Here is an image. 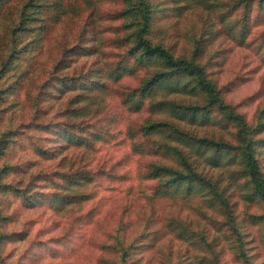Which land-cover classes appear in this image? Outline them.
<instances>
[{"label":"rangeland","instance_id":"obj_1","mask_svg":"<svg viewBox=\"0 0 264 264\" xmlns=\"http://www.w3.org/2000/svg\"><path fill=\"white\" fill-rule=\"evenodd\" d=\"M151 2L147 30L151 41L170 47L176 56L192 55L198 44L196 58L221 87L225 101L247 120L264 108V41L259 38L264 13L252 4L249 33L241 39L233 32L236 26H231L240 13L239 7L234 14L229 10L236 0ZM120 3L63 0V13L50 6L48 12L36 14L33 24L38 28L21 39L24 48L15 54L18 66L0 72V89L9 84L16 87L0 100V264H121V260L126 264H264L261 206L245 196L241 180L231 178L236 165L225 159L214 165L185 142L143 129L150 122L170 120L197 137L220 135L231 142L230 125L222 127L211 119L195 123L171 114L170 102L187 106L199 97L177 85L161 84L152 98L137 105L132 100L121 102L120 96L137 86L139 75L115 82L108 71V63L132 44L128 34L135 17L120 14ZM83 25V40L95 52L72 56L70 68L57 75L76 76L95 66L101 85L65 93L49 87L46 94H39L41 83L54 75L50 69L61 47L75 43ZM3 32L0 22V66L7 51ZM75 91L82 94L78 100L73 99ZM89 95L93 96L86 98ZM155 102L162 105L151 106ZM83 106L90 112L74 117L68 111ZM46 122L55 123L48 133L39 129ZM62 122L67 130L86 135L88 144L57 136L55 130ZM171 146L187 152L196 171L225 190L235 228L212 210L215 206L204 188L181 186L176 192L152 195L165 179H147L152 167L181 168L168 150ZM37 147L46 152L38 153ZM256 156L264 173V144ZM76 170L90 177L71 186L82 193V200L61 207L50 202L29 206L20 195L26 187L48 196L58 192L61 174ZM177 221L206 236L177 238ZM210 239L213 246L208 244ZM123 249L126 255L120 258Z\"/></svg>","mask_w":264,"mask_h":264},{"label":"trees","instance_id":"obj_2","mask_svg":"<svg viewBox=\"0 0 264 264\" xmlns=\"http://www.w3.org/2000/svg\"><path fill=\"white\" fill-rule=\"evenodd\" d=\"M252 4L257 7L258 11L264 13V0H236L235 4H232L229 8V10H232L231 13L234 12L236 7L240 8L238 10L240 13L231 21V26H236L233 32L241 39H245L249 33V15ZM50 6L56 12L63 13L64 11L63 0H0V22L4 27V36L7 37V51L1 59L0 72L7 68H16L18 66L14 61L18 60L15 54L24 48V45H20L21 39L29 35L32 29L38 28V26L33 24L36 14L48 12ZM120 7L122 9L120 14L130 13L135 17L134 27L128 34V37H132V44L108 63V71L112 74V78L116 80L115 82L120 81L126 75H139L137 86L123 93L122 97L120 96L121 102L125 103L132 100L137 102L136 105L140 104L143 100L152 98L154 91L161 84L177 85L183 90L187 89L190 93L198 95V99L191 105L181 106L170 102L167 108L171 114L175 112L177 117L186 118L190 122L204 123L211 119L222 127L229 124L231 127V142L220 137V135L216 139H213L212 136L210 138L197 137L181 130L178 123L170 120L150 122L143 129L151 133H166L167 138L173 139L174 137L179 141L185 142L189 149L200 150L206 156V159L214 165L220 159H225L228 163L236 165V169L233 171L234 177L231 178L236 181L237 179L241 180L245 196H251L260 204L261 214L259 215V220L264 225V173L256 156L257 149L264 144V137H262L264 132V121L262 120L264 108L257 110L256 115L251 120H247L242 113L236 110L233 104L225 101L221 87L209 77L205 70V65L198 62L196 58L198 44L195 46L196 51L192 54L193 56H176L170 47L160 42L151 41L147 31L151 21V0H121ZM83 24H87V21L86 23L84 21ZM84 25L75 43L67 47H61L59 57L51 65L50 71L54 75L49 76L41 83L40 89H38L39 94H46L49 87L65 93L75 89L85 90L92 87L95 89L101 85L102 82H98L100 78H96L95 75V73L99 72V68L94 69L95 66L86 71L81 70L76 76H72V73L69 75L67 73L57 75L60 70L70 68L69 63L74 59L72 56H77L79 53L88 55L95 52V48L92 45H86L85 40H83L85 36L83 31L86 29ZM259 38L264 41V32L259 35ZM122 44L126 46L127 40ZM149 71L150 75L147 76ZM141 72H144L143 75H140ZM15 91L16 87H12L10 84L4 89H0V100L4 92L9 96ZM75 92L77 93L73 95V99L76 98L78 100L79 97H82L80 92ZM92 96L89 95L86 98H91ZM151 104L153 107H158L157 105H162V102ZM75 110H78V112L76 113ZM68 111L72 116L79 117L87 112V108L83 106L73 109L74 113L71 109H68ZM54 124L42 123L39 125V129L48 133L50 127L54 128ZM59 127L58 131L55 130L57 136L74 144H88L85 139L86 135L67 130L66 124H63V122L59 124ZM87 134L91 136L97 135L96 133L92 134V132ZM2 136L7 137V134L3 133ZM35 150L40 154L46 152L39 147ZM168 150L179 159L181 168L175 170L163 166L152 167L151 171H148L147 179L154 180L160 176L165 177L160 185L154 187L152 195L154 193L158 195L159 192L163 194H168L171 191L176 192L181 186H186V188L190 189L197 187L200 190L204 188V194L211 196L210 200L212 199V201H210V204L215 206V209L212 210H216L224 217V222H231V225L235 228L232 223L234 222V216L231 213L232 206L229 204L225 190L218 187L217 181L209 183V179L199 174L196 171V165L192 159H189L187 152L177 149L176 146L168 147ZM34 176L32 175V177ZM203 177L207 179V182L203 180ZM89 178L88 174L77 170L72 173H63L61 174L60 184H56L60 191L49 193L48 196L42 191H30L29 187H26L20 189V195L24 202H28L29 206L50 202L61 207L83 199L82 193L75 191L71 186L78 184L79 180H89ZM174 227L178 228L177 238L189 235L195 240L197 233L202 239L206 236L204 231L194 232L181 221L174 222ZM208 244L213 246V239H210ZM125 255L126 249H123L120 258ZM121 264H126V262L121 260Z\"/></svg>","mask_w":264,"mask_h":264}]
</instances>
